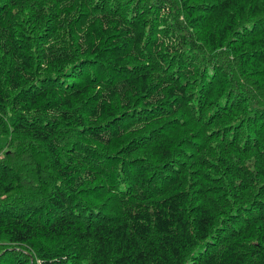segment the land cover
Masks as SVG:
<instances>
[{
    "label": "trees",
    "instance_id": "trees-1",
    "mask_svg": "<svg viewBox=\"0 0 264 264\" xmlns=\"http://www.w3.org/2000/svg\"><path fill=\"white\" fill-rule=\"evenodd\" d=\"M0 264H264V0H0Z\"/></svg>",
    "mask_w": 264,
    "mask_h": 264
}]
</instances>
